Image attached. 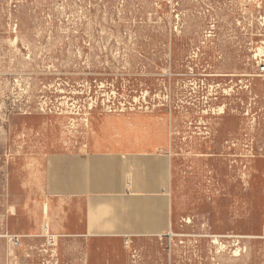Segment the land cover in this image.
<instances>
[{
  "label": "rangeland",
  "instance_id": "rangeland-1",
  "mask_svg": "<svg viewBox=\"0 0 264 264\" xmlns=\"http://www.w3.org/2000/svg\"><path fill=\"white\" fill-rule=\"evenodd\" d=\"M260 65L264 0H0V264H264ZM145 113L170 119L172 229L48 242L30 160Z\"/></svg>",
  "mask_w": 264,
  "mask_h": 264
},
{
  "label": "crops",
  "instance_id": "crops-1",
  "mask_svg": "<svg viewBox=\"0 0 264 264\" xmlns=\"http://www.w3.org/2000/svg\"><path fill=\"white\" fill-rule=\"evenodd\" d=\"M37 161L26 172L31 198L44 200L43 216L48 206V232L80 242L86 259L127 240L161 238L176 223L169 118L106 116L86 150Z\"/></svg>",
  "mask_w": 264,
  "mask_h": 264
},
{
  "label": "built area",
  "instance_id": "built-area-1",
  "mask_svg": "<svg viewBox=\"0 0 264 264\" xmlns=\"http://www.w3.org/2000/svg\"><path fill=\"white\" fill-rule=\"evenodd\" d=\"M258 70L259 71H264V66L260 65L258 67ZM43 230L46 233V237L49 238L48 239V242L49 241H53L54 236H51V235L50 236H47L48 229H47V226L46 225L43 227ZM5 237L7 238L8 242L11 243V244H13V245H15L19 241L18 238H17V236H5Z\"/></svg>",
  "mask_w": 264,
  "mask_h": 264
}]
</instances>
